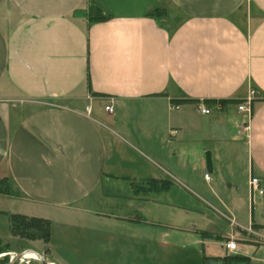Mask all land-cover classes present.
<instances>
[{
  "label": "crops",
  "instance_id": "0c3cea01",
  "mask_svg": "<svg viewBox=\"0 0 264 264\" xmlns=\"http://www.w3.org/2000/svg\"><path fill=\"white\" fill-rule=\"evenodd\" d=\"M251 90L249 117L238 105ZM253 177L264 191V0H0V219L49 220L50 243L28 242L47 264H64L77 232L133 234L211 209L227 233H189L238 247L206 260L253 264Z\"/></svg>",
  "mask_w": 264,
  "mask_h": 264
},
{
  "label": "rangeland",
  "instance_id": "374dc122",
  "mask_svg": "<svg viewBox=\"0 0 264 264\" xmlns=\"http://www.w3.org/2000/svg\"><path fill=\"white\" fill-rule=\"evenodd\" d=\"M171 15L173 14L165 16L170 18ZM209 211V219L206 221L186 216L184 212L172 214L166 220V215L161 214L164 217L162 226L143 224L140 231L133 234H126L125 229L121 230L118 226L111 228L110 225L107 226V233L98 234L92 230H87L84 234L77 232L71 236L72 239L68 238L66 251L59 252V255L64 264H217L206 258L228 253L223 247V242L228 239L202 246L196 234L189 233L194 225L203 228L209 224L220 233H227L230 222L213 209ZM0 235L7 243L0 245V255H6L0 259V264H46L44 254L47 252L44 245H30V241L18 238L10 241V223L4 219H0ZM239 244L237 253L253 255L247 252L243 244ZM26 253L36 254L39 260L22 261L21 256ZM263 262L264 252L258 253L253 264H264ZM229 263L249 264L247 259L233 257H229Z\"/></svg>",
  "mask_w": 264,
  "mask_h": 264
},
{
  "label": "trees",
  "instance_id": "16d2710c",
  "mask_svg": "<svg viewBox=\"0 0 264 264\" xmlns=\"http://www.w3.org/2000/svg\"><path fill=\"white\" fill-rule=\"evenodd\" d=\"M105 18H96L93 21H102ZM0 194L8 195L9 187L6 180H0ZM4 214V213H1ZM10 219V233L13 238L30 242L42 241L49 244L51 241V222L43 218L29 217L22 214L8 215ZM207 239H219L210 234H203ZM2 243H0L1 245ZM49 252V249L46 250ZM241 259V258H235Z\"/></svg>",
  "mask_w": 264,
  "mask_h": 264
},
{
  "label": "built area",
  "instance_id": "2783aa9c",
  "mask_svg": "<svg viewBox=\"0 0 264 264\" xmlns=\"http://www.w3.org/2000/svg\"><path fill=\"white\" fill-rule=\"evenodd\" d=\"M255 94H256L255 90H251L249 97L238 105L239 112L246 114L249 117L252 116L253 109H254V102H255ZM172 108L175 110H178V109H180V106H173ZM105 110L107 112L113 113L112 104L107 105ZM199 111L203 115H209L211 113L210 109L207 108L204 105V103L200 105ZM205 178H206V180L209 181L210 180L209 174H206ZM250 187H251V194H252L253 198H255L256 196H264V191L260 188V180L258 178L253 177L251 179ZM223 247L228 251H235L238 247V244L234 240H229V241L224 242Z\"/></svg>",
  "mask_w": 264,
  "mask_h": 264
},
{
  "label": "flooded vegetation",
  "instance_id": "af4514ba",
  "mask_svg": "<svg viewBox=\"0 0 264 264\" xmlns=\"http://www.w3.org/2000/svg\"><path fill=\"white\" fill-rule=\"evenodd\" d=\"M5 256H6L5 254L1 255L0 259L4 258ZM28 257H30L28 260L37 261L35 258L32 257V255H27V256L23 257L22 260L25 261V260H27Z\"/></svg>",
  "mask_w": 264,
  "mask_h": 264
},
{
  "label": "bare ground",
  "instance_id": "6f19581e",
  "mask_svg": "<svg viewBox=\"0 0 264 264\" xmlns=\"http://www.w3.org/2000/svg\"><path fill=\"white\" fill-rule=\"evenodd\" d=\"M26 255H32V257L35 258L37 261L39 260L38 257H37V255L34 254V253H28V254H25L24 257H25ZM4 258H5V257H4ZM29 258H30V257H28L27 260H28Z\"/></svg>",
  "mask_w": 264,
  "mask_h": 264
},
{
  "label": "water",
  "instance_id": "95a60500",
  "mask_svg": "<svg viewBox=\"0 0 264 264\" xmlns=\"http://www.w3.org/2000/svg\"><path fill=\"white\" fill-rule=\"evenodd\" d=\"M27 254V253H26ZM25 254H23L21 257L23 258ZM47 264V263H46Z\"/></svg>",
  "mask_w": 264,
  "mask_h": 264
}]
</instances>
